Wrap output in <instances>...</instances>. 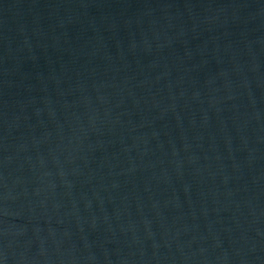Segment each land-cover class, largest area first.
<instances>
[{
	"label": "water",
	"instance_id": "water-1",
	"mask_svg": "<svg viewBox=\"0 0 264 264\" xmlns=\"http://www.w3.org/2000/svg\"><path fill=\"white\" fill-rule=\"evenodd\" d=\"M0 264H264V0H0Z\"/></svg>",
	"mask_w": 264,
	"mask_h": 264
}]
</instances>
